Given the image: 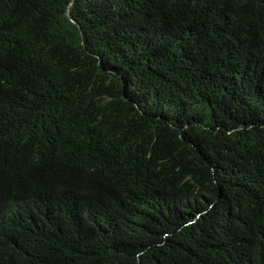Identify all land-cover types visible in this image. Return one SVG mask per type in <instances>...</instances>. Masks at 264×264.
I'll return each mask as SVG.
<instances>
[{"label": "trees", "instance_id": "1", "mask_svg": "<svg viewBox=\"0 0 264 264\" xmlns=\"http://www.w3.org/2000/svg\"><path fill=\"white\" fill-rule=\"evenodd\" d=\"M0 0V264H264V0Z\"/></svg>", "mask_w": 264, "mask_h": 264}, {"label": "water", "instance_id": "2", "mask_svg": "<svg viewBox=\"0 0 264 264\" xmlns=\"http://www.w3.org/2000/svg\"><path fill=\"white\" fill-rule=\"evenodd\" d=\"M72 2H73V0H71L70 2H69V5H68V7H67V14H68V16L70 17V19L73 21V22H75L76 24H77V26H78V28L80 29L81 27H80V24L70 15V13H69V9H70V6H71V4H72Z\"/></svg>", "mask_w": 264, "mask_h": 264}]
</instances>
